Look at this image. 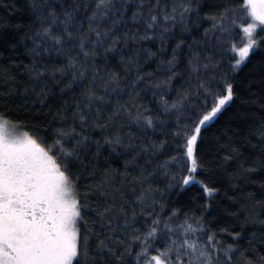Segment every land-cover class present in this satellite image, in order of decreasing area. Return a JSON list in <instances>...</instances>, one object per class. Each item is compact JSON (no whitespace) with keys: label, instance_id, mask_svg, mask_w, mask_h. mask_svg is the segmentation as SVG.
<instances>
[{"label":"snow or ice","instance_id":"6c2138e0","mask_svg":"<svg viewBox=\"0 0 264 264\" xmlns=\"http://www.w3.org/2000/svg\"><path fill=\"white\" fill-rule=\"evenodd\" d=\"M205 7V0H32L31 83L18 107L44 105L57 91L59 104L47 126L51 140L23 131L0 107V264L232 261L235 247L223 246L202 217L165 212L153 179L159 170L171 188L183 170L181 190L197 182L202 130L234 97L228 74L218 71L221 44L237 27L246 37L239 47L229 40L234 73L259 46L257 30L264 33V0ZM105 146L130 157L119 184L115 170L101 169L97 179ZM257 206L264 201L247 208L245 225H259L264 243Z\"/></svg>","mask_w":264,"mask_h":264},{"label":"trees","instance_id":"16d2710c","mask_svg":"<svg viewBox=\"0 0 264 264\" xmlns=\"http://www.w3.org/2000/svg\"><path fill=\"white\" fill-rule=\"evenodd\" d=\"M31 2L32 0H0V99L7 97L9 93L13 94L7 105L0 104V107L9 112L14 121L20 122L23 131H29L33 135H46L51 140V132L47 131V126L54 123L52 113L59 104L58 91L49 95L44 105L35 104L27 109L18 107L23 100L21 93L31 83L25 68L32 62L28 52L32 46L29 37L35 26ZM238 2L239 0H205V11H215L213 3ZM237 20L243 21V16H238ZM209 26L205 21L200 29H194L195 35L199 37L202 29ZM241 34L242 30L237 27L223 41L218 53V58L223 61L218 71L228 74V79L234 84V97L202 130L203 139L198 142V168L192 174L197 182H190L181 190L179 178L187 175L183 170L177 173V180L171 188L168 187L170 178L160 174L159 170L153 179L154 186L163 193V202L167 206L165 212L175 208L180 211L181 219L185 213L202 217L207 230L214 233L223 246L235 247L229 264H245V258L252 264H260L261 257H264V243L259 240L260 226L250 223L245 225V218L249 206L255 201H264V167H261V162L264 161V138L261 136L264 132V39H260L264 34H259V46L250 53L239 71L233 73L228 61L235 54L229 50V40L239 47ZM147 46L154 50L157 47L155 43ZM149 64L148 70H154L155 65L151 62ZM126 159L130 157L111 153L105 146L97 166V179L99 170H115L112 175L119 184ZM241 165L255 170L244 172ZM173 171L176 169L173 168ZM205 185L216 191L208 194L204 190ZM256 211L264 214V209L260 206L256 207ZM237 232L241 233L239 239L235 238ZM253 232L257 235L254 244L250 245L248 241L254 239ZM221 256L223 259L222 253Z\"/></svg>","mask_w":264,"mask_h":264},{"label":"rangeland","instance_id":"374dc122","mask_svg":"<svg viewBox=\"0 0 264 264\" xmlns=\"http://www.w3.org/2000/svg\"><path fill=\"white\" fill-rule=\"evenodd\" d=\"M257 32H258V35H257V39H258V42H259V34H260V31L259 30H257ZM264 34V33H263ZM241 44H240V46H242V44L244 43V42H246V37L243 35V33L241 34ZM257 48L255 47L254 48V50H253V52L256 50Z\"/></svg>","mask_w":264,"mask_h":264}]
</instances>
